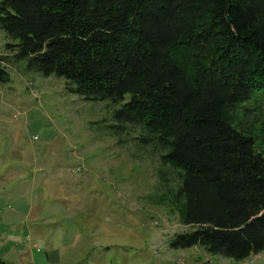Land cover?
Segmentation results:
<instances>
[{
  "label": "trees",
  "instance_id": "16d2710c",
  "mask_svg": "<svg viewBox=\"0 0 264 264\" xmlns=\"http://www.w3.org/2000/svg\"><path fill=\"white\" fill-rule=\"evenodd\" d=\"M0 31L11 58L67 92L128 95L114 118L180 171L168 206L190 229L170 248L234 261L264 249V112L239 115L264 95V0H0Z\"/></svg>",
  "mask_w": 264,
  "mask_h": 264
},
{
  "label": "rangeland",
  "instance_id": "374dc122",
  "mask_svg": "<svg viewBox=\"0 0 264 264\" xmlns=\"http://www.w3.org/2000/svg\"><path fill=\"white\" fill-rule=\"evenodd\" d=\"M15 43L0 31V233L16 222L28 231L18 245L0 238V264H264V249L234 261L170 248L190 229L168 206L179 170L142 142L141 125L114 118L128 95L116 104L83 100L65 79L11 58L6 45ZM247 109L264 112L262 92L239 115ZM29 210L36 220H23Z\"/></svg>",
  "mask_w": 264,
  "mask_h": 264
},
{
  "label": "crops",
  "instance_id": "0c3cea01",
  "mask_svg": "<svg viewBox=\"0 0 264 264\" xmlns=\"http://www.w3.org/2000/svg\"><path fill=\"white\" fill-rule=\"evenodd\" d=\"M37 216H38V213H36V212L33 213L29 210L26 213H24L23 216H21V217H23V220L26 219L27 221H29V220H36ZM25 230L28 231V228L25 227L23 222H16L15 224L10 226V232H8V234H5L4 232L0 233L1 244L4 245L7 243H12L13 245H18L19 235L22 234ZM33 246H34V244H33Z\"/></svg>",
  "mask_w": 264,
  "mask_h": 264
}]
</instances>
